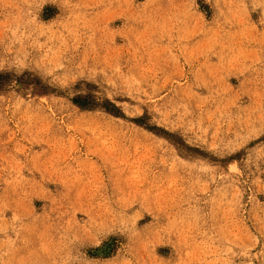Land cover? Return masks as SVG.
<instances>
[{
    "label": "rangeland",
    "instance_id": "374dc122",
    "mask_svg": "<svg viewBox=\"0 0 264 264\" xmlns=\"http://www.w3.org/2000/svg\"><path fill=\"white\" fill-rule=\"evenodd\" d=\"M0 264H264V0H0Z\"/></svg>",
    "mask_w": 264,
    "mask_h": 264
},
{
    "label": "bare ground",
    "instance_id": "6f19581e",
    "mask_svg": "<svg viewBox=\"0 0 264 264\" xmlns=\"http://www.w3.org/2000/svg\"><path fill=\"white\" fill-rule=\"evenodd\" d=\"M85 46V45H84ZM98 46V45H97ZM100 47H101V45H100ZM84 50H85V48H84ZM68 51V50H67ZM82 54V53H81ZM92 56V55H91ZM134 56V55H133ZM78 57H80V56H78ZM86 58V56H83V55H81V57H80V59L82 60V59H85ZM104 58V57H103ZM93 59H94V57H93ZM132 60V59H131ZM238 61V60H237ZM107 63V62H106ZM155 70V69H154Z\"/></svg>",
    "mask_w": 264,
    "mask_h": 264
}]
</instances>
